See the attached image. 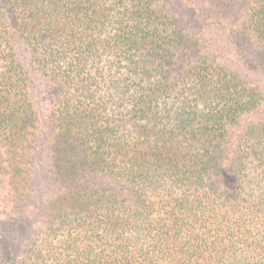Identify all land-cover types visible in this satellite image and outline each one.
<instances>
[{
	"label": "trees",
	"instance_id": "16d2710c",
	"mask_svg": "<svg viewBox=\"0 0 264 264\" xmlns=\"http://www.w3.org/2000/svg\"><path fill=\"white\" fill-rule=\"evenodd\" d=\"M213 28L264 53V0H0V264H264V92Z\"/></svg>",
	"mask_w": 264,
	"mask_h": 264
},
{
	"label": "rangeland",
	"instance_id": "374dc122",
	"mask_svg": "<svg viewBox=\"0 0 264 264\" xmlns=\"http://www.w3.org/2000/svg\"><path fill=\"white\" fill-rule=\"evenodd\" d=\"M214 33L215 29L213 28V30H209V32L208 30L203 31L202 34L203 37L210 40V44L213 42L214 45V41L218 44L217 50L219 55L222 57V60L226 61L230 68L235 69V71L248 80L250 84L258 87L264 92V53L260 50L250 48L242 55L236 54L233 47L229 45V42L225 40L224 37L223 39L221 37L218 39ZM18 53H20L26 71L31 78L30 93L33 95L38 108L44 113L47 105L44 83L31 69L25 51L20 44H18Z\"/></svg>",
	"mask_w": 264,
	"mask_h": 264
}]
</instances>
